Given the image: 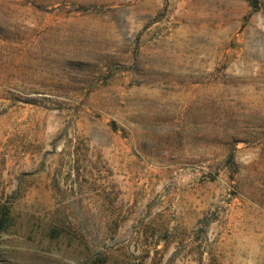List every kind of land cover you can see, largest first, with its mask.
Returning a JSON list of instances; mask_svg holds the SVG:
<instances>
[{"label":"rangeland","instance_id":"1","mask_svg":"<svg viewBox=\"0 0 264 264\" xmlns=\"http://www.w3.org/2000/svg\"><path fill=\"white\" fill-rule=\"evenodd\" d=\"M0 264H264V0H0Z\"/></svg>","mask_w":264,"mask_h":264},{"label":"trees","instance_id":"2","mask_svg":"<svg viewBox=\"0 0 264 264\" xmlns=\"http://www.w3.org/2000/svg\"><path fill=\"white\" fill-rule=\"evenodd\" d=\"M248 2H249L251 5H253L255 8H260V0H248ZM80 7H82L83 9H87V8H89V7L92 8L91 5H82V6H80Z\"/></svg>","mask_w":264,"mask_h":264}]
</instances>
